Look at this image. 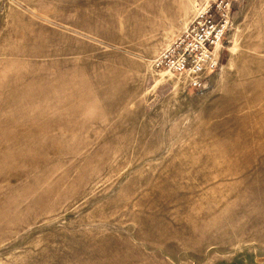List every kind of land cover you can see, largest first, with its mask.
<instances>
[{"label": "rangeland", "instance_id": "374dc122", "mask_svg": "<svg viewBox=\"0 0 264 264\" xmlns=\"http://www.w3.org/2000/svg\"><path fill=\"white\" fill-rule=\"evenodd\" d=\"M200 91L154 61L203 0H0V264H264V0H229Z\"/></svg>", "mask_w": 264, "mask_h": 264}, {"label": "built area", "instance_id": "2783aa9c", "mask_svg": "<svg viewBox=\"0 0 264 264\" xmlns=\"http://www.w3.org/2000/svg\"><path fill=\"white\" fill-rule=\"evenodd\" d=\"M204 11L154 61L161 72L183 78L200 91L220 70V50L228 31L232 9L229 0H203Z\"/></svg>", "mask_w": 264, "mask_h": 264}]
</instances>
